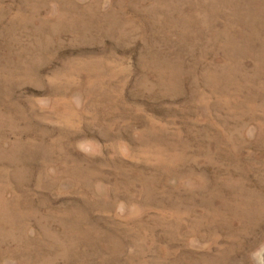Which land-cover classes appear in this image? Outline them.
Listing matches in <instances>:
<instances>
[{
	"label": "rangeland",
	"instance_id": "374dc122",
	"mask_svg": "<svg viewBox=\"0 0 264 264\" xmlns=\"http://www.w3.org/2000/svg\"><path fill=\"white\" fill-rule=\"evenodd\" d=\"M0 264H264V0H0Z\"/></svg>",
	"mask_w": 264,
	"mask_h": 264
}]
</instances>
